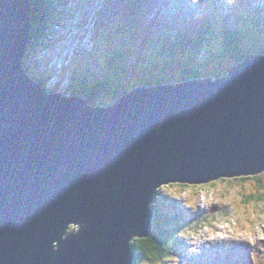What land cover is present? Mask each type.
Here are the masks:
<instances>
[{
    "label": "water",
    "instance_id": "obj_1",
    "mask_svg": "<svg viewBox=\"0 0 264 264\" xmlns=\"http://www.w3.org/2000/svg\"><path fill=\"white\" fill-rule=\"evenodd\" d=\"M31 23L0 0V264H133L161 188L264 172V53L91 107L28 75Z\"/></svg>",
    "mask_w": 264,
    "mask_h": 264
},
{
    "label": "rangeland",
    "instance_id": "obj_2",
    "mask_svg": "<svg viewBox=\"0 0 264 264\" xmlns=\"http://www.w3.org/2000/svg\"><path fill=\"white\" fill-rule=\"evenodd\" d=\"M61 1L66 5L65 11L62 13L65 19L61 21L59 26H53L48 31L47 46L30 52L29 55H26L23 63L26 72L30 76L33 74L32 76L37 79L48 68L43 76V79L46 81L45 90L48 94L50 91H54L55 93L68 96V78L74 72L82 71L81 73L89 76L90 72L86 68L96 70L94 64L102 54L103 47L101 46V41L104 33L112 36V41H110V45L113 46L112 48L117 49L122 47L135 54L134 56H129L128 52L125 55L128 57L123 56L122 59L115 57V64H113L118 66L115 67L116 70L119 69L122 61L130 66L134 60H137L141 56L140 52L143 55H148L150 52L154 56L162 58L168 53L164 48L166 44L168 48H172L176 44L175 42L180 40H177V34L182 33L183 37L187 35V32L185 34L182 32L183 30L177 31L183 23H186L185 27H187V24H194L198 18L210 19V15L212 17H219L220 20L226 21L229 19L233 22L241 17L237 27L243 33L246 31L244 49L250 48L251 44H257L251 46L253 48L252 51L245 52L244 50L243 54H247L248 56L250 54L260 55L264 53V0H238L233 1L230 5L227 3V0H197L196 4H193L192 0ZM185 2H189L192 10L184 5ZM128 3H130L129 10L132 13L126 18L123 15L126 14L124 12ZM124 20L130 24L126 27H124V24L116 25ZM252 24L256 25L257 28L249 31L247 27ZM105 26L107 27L103 30ZM54 27L56 28L53 29ZM115 29H119L121 33L112 32ZM188 35L192 38V34L189 33ZM212 40L213 42L217 41ZM250 40L251 42L249 43ZM213 42L208 41L205 46L195 52L197 54L196 62L198 63V67L202 69L201 79H207V73L209 72L215 74L213 77H210L213 80L223 78L236 65L229 59H219L216 62L214 59V62L211 64L203 50L206 49L208 44L215 45ZM179 50V48H176L178 56H168L165 59L166 61L159 59L158 62H153L151 57L147 62H143L142 60L134 61L138 67L137 71L134 69L132 70V74L125 75V79H121V86L123 88L129 87V89H132V85L139 87V80H144L142 87L162 84L174 85L180 82L179 69H192L195 67V55L193 56L192 53H188L191 49L183 51V57L186 56L184 64V59L179 55ZM51 70L53 71L52 73H50ZM55 72H58L57 76ZM99 75L100 77H104L102 71L99 72ZM149 78L150 82H148ZM110 96L109 93L99 95L90 106H111L114 103ZM244 178L245 180L253 178L252 182L255 183L257 189L264 188V172L257 176H247ZM176 185L180 184H170L161 188L154 202L155 206L160 210L161 221L173 219L180 212V217L185 226L184 235L176 237L177 249L175 251V258L163 264H200V259H203L206 264H253V256L258 261L264 260V241L259 239L254 238L252 244H248L243 240H204L203 236L207 234L206 225L208 217L230 216L232 215L231 206L215 204L202 206L199 197H197L195 208H189L187 207L185 197L177 198L168 191L169 188ZM174 225L169 224L168 226V230L172 233H175L174 231L178 228L177 225ZM212 227L214 231H222V229L216 228L215 225H212ZM73 228V226L69 228L68 232L70 234L75 233ZM188 233H195V235H188ZM191 245L194 246L191 247ZM192 249L195 250L193 251ZM191 253H194V258L189 257L190 255L188 254Z\"/></svg>",
    "mask_w": 264,
    "mask_h": 264
},
{
    "label": "trees",
    "instance_id": "obj_3",
    "mask_svg": "<svg viewBox=\"0 0 264 264\" xmlns=\"http://www.w3.org/2000/svg\"><path fill=\"white\" fill-rule=\"evenodd\" d=\"M31 7L32 23L27 55H29L30 52L37 51L40 47L44 48L47 46V41L49 37L48 31L51 30L53 26H59V24H61V21L65 19V17L62 16V13L66 9V5L61 0H31ZM128 15L129 14H125L123 16H126L127 18ZM240 18L233 22L229 19H227L226 21L220 20L219 17H212V15H210V19L208 20L203 18L200 21L194 22V24L192 25L187 24V27L184 26L182 29H180V31L183 30L182 32L184 34L187 32V35L183 37L182 33L177 34V40L180 39L178 41L179 43L175 42L176 44L173 45L174 47L172 48H168L167 44L164 46V48L168 52L165 56L159 58L157 56H154L150 52L148 53V55H143L142 52H140L141 56L134 61L142 60L143 62H147L150 57L153 62H158L159 59H162V61H166L165 59L168 56H178V51H176V48L180 49L179 55L182 57L183 51L185 52L186 49H191L188 53H192L193 56L195 55V67L192 68L193 70L190 68H180V82H177L176 84L192 80H199L202 78V69L198 67V63L196 62L197 54L195 52H197L201 47L205 46L208 41L213 42L212 39H214L217 40L213 42L216 47H214L215 45L208 44L206 49L203 50V52L208 56V61L212 64V62H214V59L215 62L219 59H229L233 62V64L237 65L240 62L244 61V59L247 57V54H243L244 50L245 52L249 50L252 51L253 48L251 46L257 45L251 44L250 48L244 49V43L246 41V31L243 33V31H241L237 27L239 25L238 22ZM122 24H124V27H126L130 23H126V20H124L120 21L116 25ZM55 28L56 27H54L53 29ZM247 28L250 31L251 29H256L257 26L252 24L248 25ZM114 31L118 34L121 33L119 29H115L112 32ZM189 33L192 34V38L190 35H188ZM251 35L254 38L252 32ZM251 40L249 41V43L251 42ZM110 41H112V36L107 33H104L101 41V46L103 47L102 54L99 56L100 58L97 59L96 63L94 64L96 70L86 68L90 72L89 76L85 73H81L82 71H78L74 72V74L70 76L71 78H68V96L80 98L82 97L84 99L88 98L90 103H93L99 95L109 93L111 95L110 98L113 100V103H117L125 95L138 88V86L136 85H132V89H129V87L123 88L121 86V79H125V75H128L130 73L132 74V70L134 69H136L137 71L138 67L135 64L136 62L133 61L130 66L127 63H123V61L122 63L118 62L120 63V67L118 70L115 69V67L118 66L114 65L115 57H119L120 59H122V57L125 56L128 52L129 56H134V52H130L129 50L124 49L122 47L117 49L112 48L113 46L110 45ZM185 57H183L184 64L186 62ZM47 70L48 68L44 72H42V75L38 79L32 76L33 74H31V78L33 79V81L36 84H41L44 89L46 81L43 79V76L44 73L47 72ZM101 71L104 73V77H100L99 72ZM52 72L53 71L51 70L50 73ZM55 73L57 76L58 72ZM161 73H163V71H161ZM214 75L215 74L213 72L207 73V79H211L210 77H213ZM40 80L41 82H39ZM148 82H150V78L148 79ZM143 84L144 80H139V87H142ZM157 86H163V84ZM151 87H156V85ZM148 88L150 87L148 86ZM54 93V91L49 92V94ZM151 207L153 208L154 212V218L152 220L154 228L149 238L135 239L134 241H132L131 254L133 255V264H163L165 262H168L170 259L175 258V251L177 249L176 237L184 232L185 226L183 225L182 219L180 217V212H178L176 217H174L173 219L161 221L160 210L157 208V206H155V204H153ZM169 224H175L174 226H178L176 231H174L175 233H172L168 230ZM73 229L75 230V232H77L78 230L76 227H74Z\"/></svg>",
    "mask_w": 264,
    "mask_h": 264
},
{
    "label": "clouds",
    "instance_id": "obj_4",
    "mask_svg": "<svg viewBox=\"0 0 264 264\" xmlns=\"http://www.w3.org/2000/svg\"><path fill=\"white\" fill-rule=\"evenodd\" d=\"M192 3L196 4L197 0H192ZM227 3L230 5L233 0H227ZM85 99L91 105L89 99ZM252 179L221 178L219 181L208 184L176 185L169 188L168 191L177 198L185 197L187 207L193 209L197 204V197H199L202 206L212 204L231 206L232 215L230 216L208 217L207 234L203 236L204 240L231 239L243 240L252 244L254 238L264 241V188L257 189ZM212 225L222 231H214ZM188 235H195V233H188ZM253 264H264V260L258 261L253 256Z\"/></svg>",
    "mask_w": 264,
    "mask_h": 264
},
{
    "label": "bare ground",
    "instance_id": "obj_5",
    "mask_svg": "<svg viewBox=\"0 0 264 264\" xmlns=\"http://www.w3.org/2000/svg\"><path fill=\"white\" fill-rule=\"evenodd\" d=\"M166 1H167V0H166ZM186 1H189V0H186ZM184 5L187 6L188 9H191V10H192V7L189 5V2H185ZM166 8H167V7H166ZM166 8H165V9H166ZM169 8H170V6H169ZM169 8H168V9H169ZM170 9H171V8H170ZM170 9H169V12H170ZM255 11H256V10H255ZM130 13H132V12H130ZM251 14H252V13H251ZM243 17H244V15H243ZM239 18H240V17H239ZM235 19H236V18H235ZM237 20H238V19H237ZM244 20H245V19H244ZM221 24H222V23H221ZM243 26H244V25H243ZM244 57H245V56H244ZM193 246H194V245H191V247H193ZM213 249H214V248H213ZM188 255H190L189 257H193V258L195 257L194 253H191V254H188ZM200 264H206V262L204 263V260H203V259H200Z\"/></svg>",
    "mask_w": 264,
    "mask_h": 264
}]
</instances>
